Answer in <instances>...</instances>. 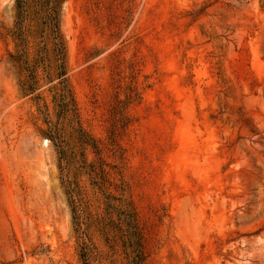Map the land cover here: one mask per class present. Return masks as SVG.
Here are the masks:
<instances>
[{
	"label": "rangeland",
	"instance_id": "rangeland-1",
	"mask_svg": "<svg viewBox=\"0 0 264 264\" xmlns=\"http://www.w3.org/2000/svg\"><path fill=\"white\" fill-rule=\"evenodd\" d=\"M0 264H264V0H0Z\"/></svg>",
	"mask_w": 264,
	"mask_h": 264
},
{
	"label": "trees",
	"instance_id": "trees-1",
	"mask_svg": "<svg viewBox=\"0 0 264 264\" xmlns=\"http://www.w3.org/2000/svg\"><path fill=\"white\" fill-rule=\"evenodd\" d=\"M22 8H23V4H22V2H19L20 13H23ZM54 32H55V36H54L55 45L57 46V50L59 52H63L65 49V43H64L62 34L60 33V30H58V29L55 30Z\"/></svg>",
	"mask_w": 264,
	"mask_h": 264
}]
</instances>
